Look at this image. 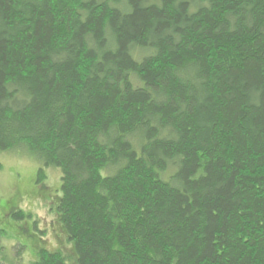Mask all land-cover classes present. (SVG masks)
<instances>
[{
    "label": "trees",
    "instance_id": "trees-1",
    "mask_svg": "<svg viewBox=\"0 0 264 264\" xmlns=\"http://www.w3.org/2000/svg\"><path fill=\"white\" fill-rule=\"evenodd\" d=\"M14 149L73 252L13 208L40 247L0 227V264H264V0H0Z\"/></svg>",
    "mask_w": 264,
    "mask_h": 264
},
{
    "label": "rangeland",
    "instance_id": "rangeland-1",
    "mask_svg": "<svg viewBox=\"0 0 264 264\" xmlns=\"http://www.w3.org/2000/svg\"><path fill=\"white\" fill-rule=\"evenodd\" d=\"M0 163V227L8 231L9 240L26 245L30 256L40 247L38 232L32 230L31 233H25V229H20L21 225H29L34 229V223L29 219L16 220L9 215L13 208H20L34 214L45 233L43 239L48 247L72 253L73 245L55 209L61 193L60 168H47V178L38 183L40 164L28 152L21 149L0 151Z\"/></svg>",
    "mask_w": 264,
    "mask_h": 264
}]
</instances>
